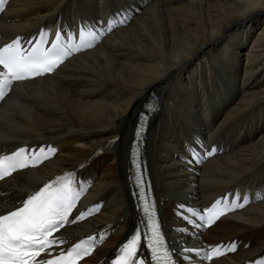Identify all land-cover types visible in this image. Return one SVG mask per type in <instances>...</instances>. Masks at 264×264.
Returning a JSON list of instances; mask_svg holds the SVG:
<instances>
[{
  "label": "bare ground",
  "instance_id": "bare-ground-1",
  "mask_svg": "<svg viewBox=\"0 0 264 264\" xmlns=\"http://www.w3.org/2000/svg\"><path fill=\"white\" fill-rule=\"evenodd\" d=\"M131 9L102 41L52 74L14 83L0 102V143H55L57 152L37 169L0 182V211L62 171L92 179L90 200L101 214L78 228L111 223L114 233L94 263L132 226L126 167L139 114L157 98L144 130L146 158L161 218L180 246L235 236L249 248L233 264L264 249V200L219 219L199 238L183 237L170 209L205 204L227 187L254 178L264 185V0H8L0 35L35 32L49 22L91 21ZM119 19V17H116ZM84 26V25H82ZM230 142L226 154L194 165L187 147L199 139ZM195 140V145L190 142ZM184 150V152L181 151ZM192 161V162H189ZM78 233V232H77ZM222 257L216 261H226Z\"/></svg>",
  "mask_w": 264,
  "mask_h": 264
},
{
  "label": "snow or ice",
  "instance_id": "snow-or-ice-1",
  "mask_svg": "<svg viewBox=\"0 0 264 264\" xmlns=\"http://www.w3.org/2000/svg\"><path fill=\"white\" fill-rule=\"evenodd\" d=\"M3 7L4 0H0V10H3ZM130 11L131 9L122 10L106 22H101L97 27H88L87 31L85 22L81 21V25L84 26L78 28V43L74 42L71 30L64 33L63 27H58L55 38L48 47L45 46L48 44V32L43 29L38 37L34 38V43L28 41L29 47L27 48L22 46L21 37H16L4 44L0 47V101L5 98L13 82L52 73L65 58L85 48H91L102 38L105 26L108 31H111L115 23H125ZM160 103L161 101L157 98L153 104L148 106L147 112L139 114L135 128L138 143L143 138L142 130H146L150 114L158 110ZM195 144V140L190 142V145ZM215 151L216 149L212 148L211 152L202 153L192 147L191 155L195 162L200 163L201 155H212ZM55 152L56 149L51 145H41L39 148L32 149L19 147L11 153L0 155V180L19 169L35 167L41 163L42 159H47L48 154ZM131 156L132 164L140 168L136 146L133 147ZM81 167L85 165L82 164ZM76 175L75 171L58 175L43 183L38 190L26 193V198H18L9 207L0 211V264H77L82 257L90 254L95 246L94 236L87 237V240L92 243L80 240L70 247L62 248L59 245L65 244L66 241L60 236L53 235L65 224L75 223L92 214V209H86L79 211L74 219H69L80 196L79 187H82V184H78L75 180ZM136 187L138 192L134 195L137 196L140 211L146 218L147 233L142 232L137 226L133 234L119 247L111 264H146L138 251L142 238L150 250L152 264H176L174 260L176 253L166 246L161 225L156 219L155 203L148 202L150 187L145 190L142 172L136 177ZM236 195L238 197L239 194ZM243 202H248L247 196L243 198ZM220 203L221 201L217 200L211 207L204 209L203 213L193 207H186L184 204H178L176 211L189 225L200 228L212 224L224 211L229 210L227 204L223 210L218 208ZM240 206L242 207L243 204ZM177 231L181 234L187 233L188 228H178ZM236 248L237 241L232 240L208 248L182 246L179 253L184 256L185 260H191L190 254L211 260L213 257L221 256L225 251H235ZM42 253L45 256H41ZM38 257L40 259H37ZM257 264H264V260L258 261Z\"/></svg>",
  "mask_w": 264,
  "mask_h": 264
}]
</instances>
